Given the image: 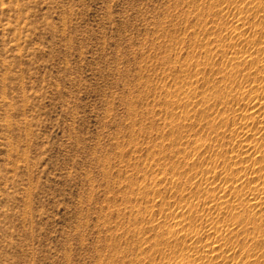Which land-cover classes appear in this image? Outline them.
<instances>
[{"label":"rangeland","instance_id":"374dc122","mask_svg":"<svg viewBox=\"0 0 264 264\" xmlns=\"http://www.w3.org/2000/svg\"><path fill=\"white\" fill-rule=\"evenodd\" d=\"M0 264H264V0H0Z\"/></svg>","mask_w":264,"mask_h":264}]
</instances>
